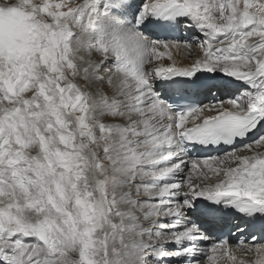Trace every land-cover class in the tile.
Here are the masks:
<instances>
[{
  "label": "snow or ice",
  "instance_id": "snow-or-ice-1",
  "mask_svg": "<svg viewBox=\"0 0 264 264\" xmlns=\"http://www.w3.org/2000/svg\"><path fill=\"white\" fill-rule=\"evenodd\" d=\"M258 240L264 0H0V264H264Z\"/></svg>",
  "mask_w": 264,
  "mask_h": 264
},
{
  "label": "bare ground",
  "instance_id": "bare-ground-1",
  "mask_svg": "<svg viewBox=\"0 0 264 264\" xmlns=\"http://www.w3.org/2000/svg\"><path fill=\"white\" fill-rule=\"evenodd\" d=\"M190 34V33H189ZM187 55H188V53L187 52H181V53H176L174 50H173V52H172V56H173V59L174 60H176V62L179 64V63H181V62H183V63H187L188 61H187ZM162 62L164 63V64H168V63H170V61L165 57L163 60H162ZM204 102H207L208 103V100H204Z\"/></svg>",
  "mask_w": 264,
  "mask_h": 264
},
{
  "label": "rangeland",
  "instance_id": "rangeland-1",
  "mask_svg": "<svg viewBox=\"0 0 264 264\" xmlns=\"http://www.w3.org/2000/svg\"><path fill=\"white\" fill-rule=\"evenodd\" d=\"M189 35H190V39H192V34L190 33ZM185 39H187V38H185ZM205 103H207V102H205ZM242 238H243V237H242ZM246 242L249 243V244H251V243H252V242H251V238L248 237ZM258 242H260V243H264V240H259ZM232 243H236V242H232ZM233 246H235V244H234Z\"/></svg>",
  "mask_w": 264,
  "mask_h": 264
}]
</instances>
